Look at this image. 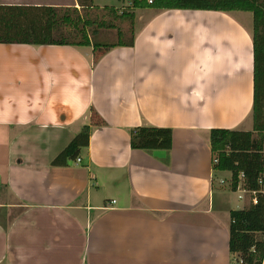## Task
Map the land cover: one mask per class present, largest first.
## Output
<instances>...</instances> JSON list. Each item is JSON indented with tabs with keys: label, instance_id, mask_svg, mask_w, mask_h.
<instances>
[{
	"label": "crops",
	"instance_id": "0c3cea01",
	"mask_svg": "<svg viewBox=\"0 0 264 264\" xmlns=\"http://www.w3.org/2000/svg\"><path fill=\"white\" fill-rule=\"evenodd\" d=\"M94 5L97 23L128 24L126 46L98 61L93 47L0 44V264H231L239 189L214 172L210 133L252 117L253 35L236 22L244 12L145 9L137 26L138 9L133 36L110 11L130 4L104 5L112 22ZM0 6L81 9L78 0ZM106 30L93 44L118 42ZM92 109L105 126L92 128L81 162L53 166ZM138 127L171 129L172 149L133 150Z\"/></svg>",
	"mask_w": 264,
	"mask_h": 264
},
{
	"label": "trees",
	"instance_id": "16d2710c",
	"mask_svg": "<svg viewBox=\"0 0 264 264\" xmlns=\"http://www.w3.org/2000/svg\"><path fill=\"white\" fill-rule=\"evenodd\" d=\"M132 11L110 9L115 17L128 19L134 36V10L245 12L253 15V108L252 131L213 129L210 147L213 170L231 174L230 189L240 187L252 195L242 210L230 212L229 250L236 264H264V0H130ZM151 1V3H150ZM78 8L0 6V44L31 46L93 47L95 61L112 49L125 47L122 31L93 19L94 0H78ZM114 29L116 44L92 42L98 30ZM94 36V35H93ZM134 45V38L131 46ZM105 126L92 109L90 125L53 162L67 166L80 158L89 146L92 128ZM131 148L141 151H170L173 131L166 128L138 127L131 133ZM218 161V163H215ZM242 185V186H241ZM256 201V203L254 202Z\"/></svg>",
	"mask_w": 264,
	"mask_h": 264
},
{
	"label": "rangeland",
	"instance_id": "374dc122",
	"mask_svg": "<svg viewBox=\"0 0 264 264\" xmlns=\"http://www.w3.org/2000/svg\"><path fill=\"white\" fill-rule=\"evenodd\" d=\"M99 2L103 5H100V8L101 10L99 11V16L98 18L100 17H104V20L105 21H111V18L108 16L107 13H109L107 10H105V8L103 7L104 5H109V6H119V5H123L124 3V6H128L129 7V4L130 3V0H99ZM105 2V3H104ZM123 2V3H122ZM149 11H146V10H140L138 11V20L136 21L137 23V26H142L149 18ZM95 13L92 12V15H93V19H95ZM112 22V21H111ZM121 22V21H120ZM236 22L239 23L241 26L245 27L246 29H249L251 32H252V35H253V15L251 13H243V16L239 17L238 19H236ZM203 23H210V24H213L214 27H220V28H224L226 30V34H228L229 32H233L232 29H234V26L231 24V23H226V22H210V21H195L194 24H198V25H203ZM114 24V22H113ZM120 27L121 28H124V29H121L119 27V29L123 32V30L127 31V21H124V22H121L120 23ZM130 27H131V24H130ZM113 32H116V30H106L104 31L101 35V37L105 38V41H113L114 38H113ZM117 39V38H116ZM253 129V120H252V117L250 116H247L243 119V123H242V126H241V130L239 131H252ZM222 182H224V184H222ZM216 183L217 185L221 184L224 186V188L228 191V183H229V180L226 179V180H221V183H220V179H216ZM242 186V185H241ZM243 188L241 187L237 192L238 193H234L232 194V201H231V208L234 209V210H241L243 209L244 207H248L249 204L251 203V199H252V194L248 193V192H244L242 190ZM241 195V199L240 200L238 198V196ZM225 216H228L227 214ZM235 260L233 259V264H236V262H234Z\"/></svg>",
	"mask_w": 264,
	"mask_h": 264
},
{
	"label": "built area",
	"instance_id": "2783aa9c",
	"mask_svg": "<svg viewBox=\"0 0 264 264\" xmlns=\"http://www.w3.org/2000/svg\"><path fill=\"white\" fill-rule=\"evenodd\" d=\"M150 3H151V1H150ZM77 163H80L81 162V159L80 158H78L77 159V161H76ZM215 163H218V161H215ZM224 182H222V184H223ZM240 189V188H239ZM252 195H255V194H252ZM241 198V197H240ZM255 203H256V201H254ZM114 203H115V201H114Z\"/></svg>",
	"mask_w": 264,
	"mask_h": 264
}]
</instances>
